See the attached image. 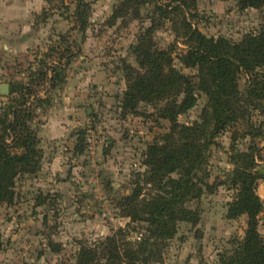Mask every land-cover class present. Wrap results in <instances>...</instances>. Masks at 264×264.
<instances>
[{
    "label": "rangeland",
    "instance_id": "obj_1",
    "mask_svg": "<svg viewBox=\"0 0 264 264\" xmlns=\"http://www.w3.org/2000/svg\"><path fill=\"white\" fill-rule=\"evenodd\" d=\"M77 1L51 0L33 15V28L48 23L37 50H27L35 51L34 61L18 47L3 48L7 39L0 41V85L22 81L35 92L27 125L42 155L33 173L16 180L13 202H0V264L73 263L79 242L95 243L129 223L119 202L130 194L136 174L145 170L146 147L171 126L158 116V105L142 102L136 113L125 115L120 107L126 88L123 67H137L132 48L147 27L154 26L151 38L158 48L172 49L177 69L197 73L182 67L177 57L186 44L154 9L156 2L167 0H141L138 8H124L117 17L114 11L123 0H81L84 29L73 16ZM196 10V26L206 37L239 41L264 26V7L240 9L237 0H197ZM237 80L243 93L248 75L239 73ZM11 97L0 92V115ZM205 103V95L198 94L196 105L178 122L199 121ZM250 109L249 122L228 127L214 139L206 165L211 188L187 204L199 210L198 223L179 222L155 264H219L220 256L244 236L246 216L226 217L237 192L230 160L235 150L254 149L256 192L263 202L258 231L264 239V137L248 134V124L257 125L259 119ZM143 227L132 224L127 238L139 236Z\"/></svg>",
    "mask_w": 264,
    "mask_h": 264
},
{
    "label": "trees",
    "instance_id": "obj_2",
    "mask_svg": "<svg viewBox=\"0 0 264 264\" xmlns=\"http://www.w3.org/2000/svg\"><path fill=\"white\" fill-rule=\"evenodd\" d=\"M237 3L240 9L264 7V0ZM141 4V0H123L113 16ZM81 6L82 1L78 0L73 16L79 29H84L87 20ZM196 8L197 0H167L154 5L155 11L171 22L177 38L186 44V51L177 57L180 64L196 68V74L181 72L174 66L172 49H161L153 43L154 26L147 27L132 48L137 67H123L126 88L120 102L122 114H134L140 103H151L158 105V116L171 124L168 132L146 147L142 160L145 170L136 174L130 194L119 202L129 223L95 243L79 242L74 262L57 264L159 263L167 241L177 233L178 223L195 225L199 221V210L187 204L211 188L206 165L216 136L239 122H249L252 108L259 119L257 125L248 124V134L264 137V26L239 41L206 37L196 26ZM239 73L248 75L243 93L239 90ZM34 93L28 83L9 84L13 102L5 105L0 115V202L12 203L16 180L39 166L42 155L37 137L27 125L32 100L36 99ZM200 93L205 95L206 103L199 121L178 122L179 115L196 105ZM230 160L237 192L227 205L226 217L245 215L246 228L232 251L220 256L219 264H264V239L258 231L263 202L256 192L259 176L253 170L254 149L235 150ZM140 223L144 224L140 235L127 238L131 225Z\"/></svg>",
    "mask_w": 264,
    "mask_h": 264
},
{
    "label": "crops",
    "instance_id": "obj_3",
    "mask_svg": "<svg viewBox=\"0 0 264 264\" xmlns=\"http://www.w3.org/2000/svg\"><path fill=\"white\" fill-rule=\"evenodd\" d=\"M1 2V1H0ZM17 1L5 0L0 3V41L7 39V43L2 42V47L5 48L6 44L12 51L18 47L19 51H25L29 57L27 59L34 61L35 53L29 48H36L40 45V34L46 31L45 26L48 23L40 24V26L32 27L33 22L31 19L33 15L39 14L40 10H43L45 4H48L47 0H40L39 6L32 0H24L16 3ZM58 19H61L59 14H54ZM49 20V19H47Z\"/></svg>",
    "mask_w": 264,
    "mask_h": 264
},
{
    "label": "water",
    "instance_id": "obj_4",
    "mask_svg": "<svg viewBox=\"0 0 264 264\" xmlns=\"http://www.w3.org/2000/svg\"><path fill=\"white\" fill-rule=\"evenodd\" d=\"M0 92L2 94H8L9 93V84L0 85Z\"/></svg>",
    "mask_w": 264,
    "mask_h": 264
}]
</instances>
